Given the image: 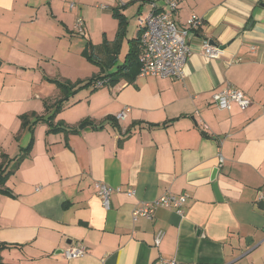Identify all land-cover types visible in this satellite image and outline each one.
<instances>
[{
  "label": "crops",
  "instance_id": "1",
  "mask_svg": "<svg viewBox=\"0 0 264 264\" xmlns=\"http://www.w3.org/2000/svg\"><path fill=\"white\" fill-rule=\"evenodd\" d=\"M173 2L178 27L202 20L182 77L122 72L72 94L53 129L22 125L54 109L56 80L101 73L83 51L115 39L114 10L125 18L119 65L131 49L139 61L140 19ZM205 40L219 56L205 57ZM228 85L251 104L220 108L211 95ZM30 143L0 194V264H264V0H0V160ZM96 182L119 189L108 208ZM168 193H186L181 212L134 217ZM77 246L83 256L64 257Z\"/></svg>",
  "mask_w": 264,
  "mask_h": 264
},
{
  "label": "built area",
  "instance_id": "2",
  "mask_svg": "<svg viewBox=\"0 0 264 264\" xmlns=\"http://www.w3.org/2000/svg\"><path fill=\"white\" fill-rule=\"evenodd\" d=\"M170 6L171 10L169 11L152 10L146 17L140 19V46L142 52L139 58V74L141 76L180 78L183 75L184 66L190 55L188 37L199 28L202 20L196 15H192L187 20L186 26L180 28L173 17L176 5L173 2L170 3ZM75 28L79 34L84 35L81 18H77ZM202 48L206 58H214L220 55L221 50L216 46L210 45L206 40ZM99 84L100 82L96 83V85ZM211 99L223 109L230 108L233 104L242 108L251 104L249 97L241 90L230 85L212 93ZM125 110L118 114L119 118L124 116ZM95 188L105 208L109 207L111 194L119 190L110 187L104 182H96ZM126 194L127 196H132L134 191L127 190ZM186 199V193L161 195L152 201L141 202L140 206L134 209V217L141 216L150 219L157 207L171 208L181 212ZM161 236L162 233H158L155 238L156 244H159ZM85 252L84 246L69 247L63 251V255L67 259H72L83 256ZM159 264L176 263L172 260H161Z\"/></svg>",
  "mask_w": 264,
  "mask_h": 264
},
{
  "label": "trees",
  "instance_id": "3",
  "mask_svg": "<svg viewBox=\"0 0 264 264\" xmlns=\"http://www.w3.org/2000/svg\"><path fill=\"white\" fill-rule=\"evenodd\" d=\"M113 13L115 16H117L119 21L115 39L105 42L100 47L87 42L86 47L83 51V55L87 58V60L97 64L100 67L101 73L93 76L91 79H88L86 81H76L74 83L68 80H56L55 82L61 91V97H59L55 102L51 104L54 105V109L51 112H49L48 110L45 116H39L33 120H30L25 115L21 116L23 126H29V129L31 130L38 121L43 120L47 122L49 129H53L54 125L51 120H53L58 110H60L65 105V102L68 100V98L72 94L76 93L79 89L90 85H96L97 82H100V80H104L107 77H109V80H107V82L113 84L119 80L114 75H118L122 72H124L123 74L126 75L125 80L131 81L135 73L139 72L140 63L136 58L132 57V49L127 53V62L119 65L116 64V57L119 53L120 37L124 30L125 18L121 14H119L117 10H114ZM199 28H201V25L199 26ZM136 41L137 43H139V37L136 38ZM113 67H115L114 70L104 74L102 73L104 70L111 69ZM130 71H132L134 74ZM57 128L61 127L57 126ZM70 131L75 132L76 130L71 129ZM30 148L31 143L26 148H24L18 156L12 159L9 158L6 154H2L0 160V194H10V191L5 187V183L9 176L18 169L21 160L25 157ZM5 247H7L6 244H0V253L1 250Z\"/></svg>",
  "mask_w": 264,
  "mask_h": 264
},
{
  "label": "rangeland",
  "instance_id": "4",
  "mask_svg": "<svg viewBox=\"0 0 264 264\" xmlns=\"http://www.w3.org/2000/svg\"><path fill=\"white\" fill-rule=\"evenodd\" d=\"M132 16V15H131ZM136 16H132L131 21H130V25H129V29H128V36H134V32H135V25H136ZM84 72V70H83ZM85 73V72H84ZM83 75V73L80 74V76ZM76 96V94H75Z\"/></svg>",
  "mask_w": 264,
  "mask_h": 264
},
{
  "label": "water",
  "instance_id": "5",
  "mask_svg": "<svg viewBox=\"0 0 264 264\" xmlns=\"http://www.w3.org/2000/svg\"><path fill=\"white\" fill-rule=\"evenodd\" d=\"M85 125V123H83L82 125L79 126V128H82ZM215 173V170L213 172V174ZM213 176V175H212Z\"/></svg>",
  "mask_w": 264,
  "mask_h": 264
}]
</instances>
